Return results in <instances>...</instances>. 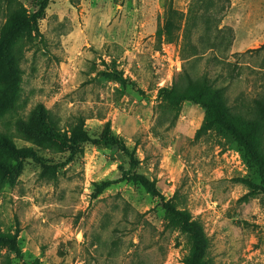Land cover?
<instances>
[{"label": "rangeland", "instance_id": "obj_1", "mask_svg": "<svg viewBox=\"0 0 264 264\" xmlns=\"http://www.w3.org/2000/svg\"><path fill=\"white\" fill-rule=\"evenodd\" d=\"M16 1L31 14L41 0ZM191 2L48 0L23 40L12 93L0 55V160L15 166L0 170V264H184L189 236L168 226L160 198L133 174L202 225L213 264H264V194L247 185H259L257 169L211 112L160 95L184 67L193 77L206 72L232 111L249 117L264 86V49L255 51L264 0H229L218 27L231 28L229 45L211 34L218 46L195 62L181 57L182 29L171 42L156 33L170 3L185 15ZM202 34L199 24L192 43L211 47L197 41ZM38 105L55 136L83 119L94 139L108 124L137 164L92 142L70 155L39 130ZM23 148L34 158L12 154Z\"/></svg>", "mask_w": 264, "mask_h": 264}, {"label": "trees", "instance_id": "obj_2", "mask_svg": "<svg viewBox=\"0 0 264 264\" xmlns=\"http://www.w3.org/2000/svg\"><path fill=\"white\" fill-rule=\"evenodd\" d=\"M47 3L48 0H41L35 13L26 14L16 0L6 2L4 21L0 25V55L6 64V75L13 81L11 93L15 90L14 85L17 84L16 75L20 74L19 63L22 57L23 40H26L30 34V31L28 33L29 27L30 30L36 29L37 20L43 16ZM228 5L229 0H192L184 15L170 3L166 9L162 27L156 33L171 42L176 38V33L182 29L181 57L185 60L192 59L195 62L205 53L206 49L213 51L218 46L214 42L210 43L211 34H214V39L220 38V41L229 45L232 37L231 28H218ZM199 24L203 25V34L198 37L197 41L211 47L202 48L201 45L199 47L192 43L193 30ZM220 41L218 43H222ZM261 49H264V44L255 51ZM260 68L264 69V59ZM160 95L162 101L169 106L176 107L180 102L188 101L211 112L214 116V123L232 137L243 160L257 169L260 183L256 186L247 184L248 187H255L257 193L264 194V86L260 94L252 99L251 114L247 118L237 116L232 111L226 102L225 88L215 86L206 72L201 76L193 77L184 67L178 78L172 80L169 87L160 90ZM48 113L49 111L42 105L37 106L36 121L39 130L42 129L47 137L58 139L66 146V151L70 155L78 151L80 144L92 142L96 145L118 148L134 165L137 164L133 152H130L111 132L108 124L104 126L97 138L91 139L84 128V120L81 119L78 120L74 128L63 130L59 137L55 136L53 132L51 133ZM1 139L5 140L6 138L1 135ZM12 154L19 160L34 158V154L28 148L12 149ZM7 169L14 171L15 166H10L8 162L0 160V170ZM129 180L139 184L150 195L159 197L164 210V219L168 226L189 236L190 249L184 259V264H213L209 256L210 241L202 225L198 221L192 220L189 213L176 208L170 201H164L154 183L143 175L133 174ZM108 185L109 182L98 185L96 187L97 194Z\"/></svg>", "mask_w": 264, "mask_h": 264}]
</instances>
